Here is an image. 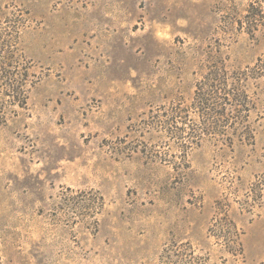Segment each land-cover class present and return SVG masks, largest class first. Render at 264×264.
Segmentation results:
<instances>
[{"label": "rangeland", "instance_id": "rangeland-1", "mask_svg": "<svg viewBox=\"0 0 264 264\" xmlns=\"http://www.w3.org/2000/svg\"><path fill=\"white\" fill-rule=\"evenodd\" d=\"M258 65L264 0H0V264H264Z\"/></svg>", "mask_w": 264, "mask_h": 264}, {"label": "trees", "instance_id": "trees-1", "mask_svg": "<svg viewBox=\"0 0 264 264\" xmlns=\"http://www.w3.org/2000/svg\"><path fill=\"white\" fill-rule=\"evenodd\" d=\"M225 69L226 68L221 69V68L217 67V70H216L214 67H210L209 76L214 72H216L218 74L221 73L220 76L222 77V79L225 80V77L223 76V74L225 75V73H226ZM250 70H251L250 72L252 73V75L256 74L258 77L264 75L263 74L264 73V65L263 66L262 65L254 66V67L250 68ZM226 86L231 88V90L233 91L232 96H233V98H234V96L236 97L235 98L236 102H234V104H230V106H227L226 103H225V105L220 106L218 113L220 115L224 116L225 113L228 112L227 110L231 109V112L233 111V112H235V114L237 113L236 115H241V113L243 111L247 110L246 107L248 105L250 106L252 104V101H253V100H251V98H249V95L247 94L248 90L246 88V85H244V89L241 88V86H239V84H233V85L230 84L229 85L226 83ZM225 95H229V94L225 93L224 96ZM209 100L210 99L206 98L205 96L203 98H201V101L203 104H205V101L208 102ZM236 119L243 120L242 116H239V118L236 117ZM240 129L243 130V133H246V132H247V134L249 133V129L246 126H243ZM235 130H237V129H235Z\"/></svg>", "mask_w": 264, "mask_h": 264}]
</instances>
